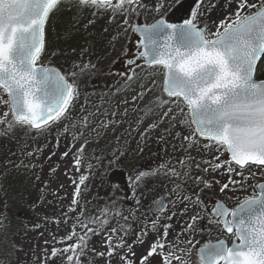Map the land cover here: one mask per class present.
Returning <instances> with one entry per match:
<instances>
[{
    "label": "snow or ice",
    "instance_id": "1",
    "mask_svg": "<svg viewBox=\"0 0 264 264\" xmlns=\"http://www.w3.org/2000/svg\"><path fill=\"white\" fill-rule=\"evenodd\" d=\"M63 3L64 0H0V105L7 107L0 116V126H3L0 132L4 135L16 127L44 131L57 122L69 119L80 96L78 78L91 73L96 67L90 60H81L73 62L70 69L61 71L43 62L45 54L52 57L61 54L58 50L48 52L45 26L50 15ZM69 3L77 10L72 18L74 27L79 24L78 15L84 8H92L93 16L99 10L111 11L110 23L117 15H123L122 25H128L129 16L142 9L149 10L145 0H69ZM193 5L188 18L182 22H169L163 12V0H153L152 10L159 18L151 24L133 26L132 30L140 33L139 45L143 51H138L136 59L127 61L133 67L129 72L120 74L124 85L129 86L138 79L140 60L145 66L162 69L163 81L161 94L147 103L145 97L152 92V87L144 83L139 85L140 90L131 97V101L123 100L122 103H145L146 114L159 111L158 119L149 124L145 132L158 128L166 120L174 122L172 127L176 123L186 126L188 135L175 133V138L181 140L182 148L186 145L184 150L203 142L204 149L215 148L217 153L211 160L202 161L203 168L201 163H196L195 169L209 175L223 171L227 180L221 183L192 175L191 162L194 158L191 156L177 161L181 171L167 164L139 171L130 183L137 209L142 205L135 190L146 178L163 173L174 182L171 191L165 194L168 202L161 196L152 201L149 210L153 205L160 213L173 209L169 214L151 219V229L145 225L131 244L127 240L128 232L121 235L120 229L107 227L108 208L101 212L105 219L91 220L97 228L77 217V223L72 224L66 235L57 241L63 247L53 246L50 253L45 249L41 264H50L52 260H59L60 264H83L81 258L87 255L88 246L95 236L101 238L100 247L104 250L97 251L93 246L91 251L104 259L105 264H112L114 258L118 264H192L195 246L190 237L204 219L219 226L234 239L231 246L224 239L204 243L196 250L198 264H264V180L252 186L253 193L241 199L234 208L216 200L209 209L201 199L203 190L212 189L214 185H219L221 194L234 187L243 189L249 179L257 176V171L250 169L260 170L259 175L264 177V79L256 78L258 61L264 58V0H224L222 11L226 14L218 21L209 20V13L219 5V0H193ZM93 22L88 20V24ZM87 52V48L82 49L81 57ZM150 83L156 85L155 80ZM85 101L87 103V97ZM84 111V106H81V112ZM127 111L125 108L123 114L127 115ZM104 114H108L107 110ZM117 114L116 110L111 112L113 117ZM93 115L96 113L83 115L79 126L87 128L89 117ZM177 115L185 118L178 120ZM113 123L116 121L108 120L101 126L106 128ZM71 126L75 128L78 125L73 123ZM64 131H68V126ZM81 135L83 132L77 134ZM83 148L84 145H81L79 152H83ZM224 153L228 154L226 160L221 159ZM27 155L33 156L34 153ZM62 155L66 157L68 152ZM74 162L78 171L80 158L77 157ZM17 166L27 167L22 162ZM86 179L81 175L79 184L73 182L76 190L68 212H76L80 208L77 197L81 195L80 185ZM36 180H40L39 175ZM189 182L195 191L189 190ZM173 195L175 199H172ZM85 211L81 208L80 216H84ZM61 215L63 221L58 218L55 222L68 223V213ZM177 216L181 218L178 221L180 230L169 240V233L174 227L172 221ZM162 219L166 222L162 223ZM77 227L81 229L79 235ZM150 234L155 236L151 241L148 240ZM145 244L147 248L137 258L135 246ZM12 248L23 252L14 243Z\"/></svg>",
    "mask_w": 264,
    "mask_h": 264
},
{
    "label": "rangeland",
    "instance_id": "2",
    "mask_svg": "<svg viewBox=\"0 0 264 264\" xmlns=\"http://www.w3.org/2000/svg\"><path fill=\"white\" fill-rule=\"evenodd\" d=\"M183 0H163L166 18H171L177 6ZM149 5V10H140L129 16L128 25H122L123 15H117L110 23L111 11L99 10L93 16L92 8H84L79 13V24L73 26V16L76 14L75 5H71L69 0H64L59 9L52 13L45 26L46 48L50 53L58 50L61 54L55 57L45 54L43 62L46 65L60 68L65 71L71 68L73 62L91 61L95 64V69L78 78L80 96L75 102L70 117L67 120L51 125L47 130L37 131L35 129L16 127L12 132L4 135L0 132V262L2 264H41V258L45 249L50 253L51 247H63L57 243L61 237L66 235L72 224L77 223V217L85 224L93 228L97 225L91 223L92 219H105L101 215L103 209L108 208L110 214L107 217L108 228L120 229L119 234L128 232V243H133L141 228L147 225L151 229L149 221L157 216H166L173 209L169 208L167 213H160L149 210V205L153 200L164 196L173 187L170 181L161 173L158 176L148 177L140 188L135 190L136 197L141 201V207L137 209L133 199V189L130 187L131 181L139 171L156 169L161 164L176 161L173 167L181 171L177 160L191 156L192 175L204 176L205 173L196 170L195 164L203 160H211L217 155L215 148L204 149L203 142L191 149L184 150L179 138H175V133L180 132L185 135L182 129H189L176 123L171 126V121H165L158 128L150 130L159 139L161 145L153 147L146 145L144 135L148 125L158 119L159 111L153 114H146L145 103L161 94L162 69L145 66L142 60L139 61L141 67L138 70V79L124 85L122 73H127L133 67L123 69L116 64L131 53L137 54L141 51L139 43L133 44V25L138 19L143 24L154 23L159 15L152 10L153 0H145ZM224 0H219V5L209 13V20L222 19L226 14L222 11ZM191 0V8L193 7ZM191 8L188 9L187 16L190 15ZM182 13V11H179ZM94 22L88 24V20ZM87 25V27H85ZM127 28V31H125ZM214 30V29H213ZM117 39L113 40L114 36ZM87 48L88 52L81 57V50ZM155 80L156 85H151ZM141 83L152 87L145 97V103L138 105L123 104V100L131 101V97L140 90ZM120 91L117 92V89ZM87 97V103L85 101ZM7 99V96L4 97ZM103 98V101H102ZM81 106L85 111L81 112ZM97 108L99 112L97 113ZM125 108L128 109L124 115ZM7 110V107L0 105V116ZM107 110V115L105 111ZM117 111L113 117L111 112ZM96 113L89 117L87 128H81L79 121L86 113ZM187 110L185 109V113ZM11 117H9L10 119ZM184 116L177 115L178 120ZM115 120L116 123L108 127H102V122ZM138 120L142 121L138 123ZM78 126L73 128L71 125ZM65 126L68 131L65 132ZM147 126V127H146ZM3 126H0L2 128ZM167 129V131H165ZM83 132V135L77 136ZM74 137H76L74 139ZM87 141V143H85ZM81 145H84L83 152H79ZM37 149L42 151L37 152ZM142 149V151H141ZM33 152V156L27 153ZM68 152V156L62 154ZM53 153H55L53 155ZM116 154L115 156L113 154ZM124 153V155H120ZM50 157V158H49ZM79 157L81 164L77 171L75 159ZM221 159H228V154L224 153ZM10 161V163H9ZM24 166H17L21 165ZM33 165H36L33 167ZM52 169H55L52 171ZM249 171H257V176L247 181L243 189L239 187L230 188L226 193H219V185H214L212 189H204L201 199L210 209L216 200L223 201L227 207L234 208L241 199L253 193V187L258 181L264 180L259 175L256 168ZM39 175L40 180H36ZM86 176L83 185H80L81 195L77 197L80 201V208L76 212H68V206L75 192V184H79L80 176ZM248 175V172H245ZM219 180L217 176L209 180ZM238 179V177H237ZM227 178L221 183L225 182ZM75 182V184L73 183ZM170 187L171 189H168ZM189 190L195 191L191 182ZM203 188V185L200 186ZM175 199V195L172 196ZM81 208L85 209V215L80 216ZM61 213H68L70 219L68 223L55 221L59 218L63 221ZM127 217V220H125ZM180 217L172 221L173 230L169 233L170 240L175 233L180 230ZM187 219V217H184ZM161 222H166L163 219ZM40 227H35V225ZM128 225L131 227L129 228ZM77 234H81V229L76 228ZM162 231V230H161ZM36 236L35 246L30 239ZM55 238V240H54ZM154 234L148 236L151 241ZM100 237L95 236L89 244V251L82 257L83 264H105V260L96 256L91 248L97 249L100 244ZM194 248L191 256L192 264H198L196 250L209 240L215 242L224 239L229 245L232 244L233 237L226 234L219 226L209 224L207 219L202 220L198 225V230L191 236ZM48 241V244H45ZM22 248L23 252L15 251L12 244ZM98 244V245H97ZM136 257H140V246L134 248ZM27 253V255H25ZM115 263L113 259L112 264ZM50 264H60L59 260H52Z\"/></svg>",
    "mask_w": 264,
    "mask_h": 264
},
{
    "label": "bare ground",
    "instance_id": "3",
    "mask_svg": "<svg viewBox=\"0 0 264 264\" xmlns=\"http://www.w3.org/2000/svg\"><path fill=\"white\" fill-rule=\"evenodd\" d=\"M147 127V126H146ZM182 131H183V133L185 134V135H188V133H189V131H188V133H187V130H185V129H182ZM144 139H145V143H146V145H152L153 147H158L159 145H161L162 143H161V139H159L154 133H152L151 131H148V132H145L144 133ZM180 142H181V140H180ZM182 146V145H181ZM177 161H179V160H177ZM176 164V161L175 162H173V163H170V165H169V167H173V164ZM192 164V163H191ZM176 168V167H175ZM177 169V168H176ZM178 171H180L179 169H177ZM194 176H197L198 175V173L197 174H193ZM213 176H217V178L219 179V181H224L226 178H227V175L225 174V172H223V171H219V172H217V173H213V174H211V175H209V174H207L206 175V178L207 179H211V178H213ZM168 189H171L170 187H168ZM174 237H172L170 240H172ZM191 238V237H190ZM30 242L35 246V244H36V236L35 237H33V239L31 238L30 239ZM91 243H93V242H91ZM98 245V244H97ZM147 248V244H145L144 246H140V256L143 254V252L145 251V249ZM97 249L99 250V251H103L104 249L103 248H101L100 247V244L98 245V247H97ZM157 260H159V257H157L156 258ZM114 260H115V263L114 264H118V261H117V259H115L114 258ZM174 264H175V262H174Z\"/></svg>",
    "mask_w": 264,
    "mask_h": 264
},
{
    "label": "flooded vegetation",
    "instance_id": "4",
    "mask_svg": "<svg viewBox=\"0 0 264 264\" xmlns=\"http://www.w3.org/2000/svg\"><path fill=\"white\" fill-rule=\"evenodd\" d=\"M191 8V1L188 3L187 1H182L177 8L174 10L172 17L169 18V22H182V20L184 18H186L187 16V12L188 9ZM182 11V13H180L179 11ZM139 38L135 37V35L133 36V44L139 43ZM132 49L130 50V54H128L122 61L123 66L121 65V63H118L119 66H121L123 69H128L130 66L127 61L130 59H136L137 54L131 53Z\"/></svg>",
    "mask_w": 264,
    "mask_h": 264
},
{
    "label": "trees",
    "instance_id": "5",
    "mask_svg": "<svg viewBox=\"0 0 264 264\" xmlns=\"http://www.w3.org/2000/svg\"><path fill=\"white\" fill-rule=\"evenodd\" d=\"M256 78L264 79V58H262V60L260 61L257 67Z\"/></svg>",
    "mask_w": 264,
    "mask_h": 264
},
{
    "label": "water",
    "instance_id": "6",
    "mask_svg": "<svg viewBox=\"0 0 264 264\" xmlns=\"http://www.w3.org/2000/svg\"><path fill=\"white\" fill-rule=\"evenodd\" d=\"M135 25H140V26H142V25H144L143 23H142V21H141V19H138L137 20V22L133 25V26H135ZM133 28V27H132ZM135 32V31H134ZM136 33V35L138 36V37H140V33L139 32H135ZM142 51H143V48H142ZM262 60V59H261ZM259 63H260V61H258V65H259ZM258 65H257V67H258ZM165 198V202L167 203L168 202V197H164ZM152 209L153 210H155V206L153 205V207H152ZM228 243V242H227ZM232 245V244H231ZM230 245V246H231ZM199 248V247H198Z\"/></svg>",
    "mask_w": 264,
    "mask_h": 264
}]
</instances>
